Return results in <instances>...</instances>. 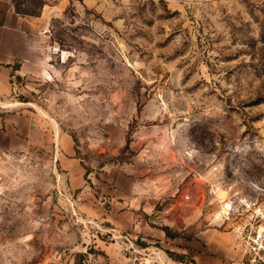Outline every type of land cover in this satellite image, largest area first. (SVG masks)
<instances>
[{
    "label": "rangeland",
    "instance_id": "1",
    "mask_svg": "<svg viewBox=\"0 0 264 264\" xmlns=\"http://www.w3.org/2000/svg\"><path fill=\"white\" fill-rule=\"evenodd\" d=\"M62 1L11 101L71 136L87 211L52 166L9 152L0 264H122L93 239L130 264H194L209 207L264 205V0ZM143 193L164 237L116 242L100 208Z\"/></svg>",
    "mask_w": 264,
    "mask_h": 264
},
{
    "label": "crops",
    "instance_id": "2",
    "mask_svg": "<svg viewBox=\"0 0 264 264\" xmlns=\"http://www.w3.org/2000/svg\"><path fill=\"white\" fill-rule=\"evenodd\" d=\"M41 1L35 14L33 11L18 10L15 0H0V161L16 150L21 155H34L40 162L48 163L63 188L69 193L77 191V208L87 211V202L84 201L85 169L75 155L71 136L55 128L53 123L35 114V111L27 109L24 102L11 101L17 88L16 81L23 76L31 57L30 61L35 63L33 55L39 49L35 38L43 32V24L49 15L63 2ZM5 102H9V109L3 105ZM142 196L143 199H120L122 201L111 198L109 209L100 208V222L118 239L116 242L164 237V232L151 225L145 217L151 211V203L145 193ZM98 208L92 212L97 214ZM209 209L208 214L203 215L206 223L202 228L195 229L191 240L194 264H229L231 259L239 260L241 251L235 232L220 218L216 205L214 212ZM196 225L199 227V224ZM92 241L105 254H111L113 249L119 261L123 258L122 264H130L124 260L128 257L119 249L121 246L116 250L115 246L102 245L98 239ZM66 264L75 263L69 260Z\"/></svg>",
    "mask_w": 264,
    "mask_h": 264
},
{
    "label": "built area",
    "instance_id": "3",
    "mask_svg": "<svg viewBox=\"0 0 264 264\" xmlns=\"http://www.w3.org/2000/svg\"><path fill=\"white\" fill-rule=\"evenodd\" d=\"M4 188L0 174V207L6 200ZM217 211L235 232L241 251V258L231 259L229 264H264V205L244 195L229 194Z\"/></svg>",
    "mask_w": 264,
    "mask_h": 264
},
{
    "label": "trees",
    "instance_id": "4",
    "mask_svg": "<svg viewBox=\"0 0 264 264\" xmlns=\"http://www.w3.org/2000/svg\"><path fill=\"white\" fill-rule=\"evenodd\" d=\"M25 4V6L24 7H22L21 6V4ZM15 4H16V6H17V9L18 10H20L21 12H27L28 10H27V8H26V6H27V4H26V2L24 1V0H15ZM39 11V10H38ZM31 12V11H30ZM33 12H35V11H33ZM38 12H35V14H37ZM166 229V228H165Z\"/></svg>",
    "mask_w": 264,
    "mask_h": 264
}]
</instances>
